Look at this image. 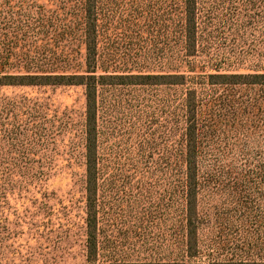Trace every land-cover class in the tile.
Listing matches in <instances>:
<instances>
[{"label": "trees", "instance_id": "16d2710c", "mask_svg": "<svg viewBox=\"0 0 264 264\" xmlns=\"http://www.w3.org/2000/svg\"><path fill=\"white\" fill-rule=\"evenodd\" d=\"M44 2H1L0 67L19 71L0 88L81 89V167L65 168L80 186L57 197L56 168L17 184L27 168L1 158L0 264H48L61 230L82 237L85 264H264V69L194 61L213 27L255 17L206 0ZM35 3L37 37L23 44L6 23ZM1 99L0 147L33 144L39 119Z\"/></svg>", "mask_w": 264, "mask_h": 264}, {"label": "rangeland", "instance_id": "374dc122", "mask_svg": "<svg viewBox=\"0 0 264 264\" xmlns=\"http://www.w3.org/2000/svg\"><path fill=\"white\" fill-rule=\"evenodd\" d=\"M6 1L9 0H0V4ZM18 1L16 0V2ZM44 1L43 6H46ZM67 1L56 0L58 4H61V7L64 6L68 9L72 5H69ZM206 1H208L204 5L206 10L220 12L226 18L243 13L244 15L254 16L255 20L251 22L249 27L244 28L236 26L237 24L235 25L231 21L223 27H213L214 29H211L213 32L211 35L212 40H209L208 44L204 46V51L207 52L208 56H204V53L198 54L197 58L194 59L196 66L200 67V64H207L209 58L214 60L218 57L222 59L224 65L222 70L226 73L253 74L263 70L264 0ZM38 7L40 6L37 3L15 7V12L23 10L19 15L20 18H16L15 21L9 20L6 23V27L11 26L14 40L18 36L23 44H29L37 37V32L32 23L28 22V18L35 16V12L39 10ZM234 19H237V17ZM171 48H174V44L167 43L164 46V59L162 60L165 64L175 63L176 52ZM18 71L14 65L6 69L0 67V76ZM196 72L198 71L196 70ZM3 96L15 99V105L19 106L20 110L15 109L14 106L11 107L10 110L14 111V114H19L18 112L24 111L29 106L33 116L39 119L35 121V124L39 123L38 125L41 124L42 127L33 144L30 141H22L23 145L15 149L11 148L10 150L7 145L0 147V162L3 158L5 162L2 165L4 167L27 168V180H19L16 183L23 184L25 182L24 185L34 184L36 186L40 180H43V174L47 170L56 168V171H60L61 174L55 181V185L52 186V189L56 191L55 195L66 197L67 194L71 193V190L77 191L80 186L78 179L70 180L68 170L69 174L65 176V173H67L65 168L81 167V115L83 105L81 89L0 88V102H2L1 98ZM22 133L31 136L25 131ZM13 143L18 144L17 141ZM33 178L34 182L32 181ZM3 235L4 233L0 230V239ZM50 240H53V249H56V251L50 257L48 264H85L82 260L83 245L80 235L76 233L68 235L64 230H61L60 234H56L54 237L50 236ZM1 250L0 247V258L2 255ZM8 256L7 264H20L19 261H12L14 259L12 258L13 254L10 256L9 253Z\"/></svg>", "mask_w": 264, "mask_h": 264}]
</instances>
